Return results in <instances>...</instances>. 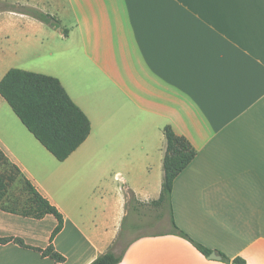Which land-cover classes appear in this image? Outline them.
<instances>
[{
	"label": "crops",
	"instance_id": "1",
	"mask_svg": "<svg viewBox=\"0 0 264 264\" xmlns=\"http://www.w3.org/2000/svg\"><path fill=\"white\" fill-rule=\"evenodd\" d=\"M0 82L11 69L58 79L91 124L58 161L0 95V149L63 216L0 205V264H91L123 233L119 264H264V0H0ZM34 8L61 28L19 12ZM196 157L158 201L164 129ZM28 195V197H27ZM180 230L220 260L201 254ZM167 231H158L162 224ZM221 253V254H220Z\"/></svg>",
	"mask_w": 264,
	"mask_h": 264
},
{
	"label": "trees",
	"instance_id": "2",
	"mask_svg": "<svg viewBox=\"0 0 264 264\" xmlns=\"http://www.w3.org/2000/svg\"><path fill=\"white\" fill-rule=\"evenodd\" d=\"M29 15L52 28H61L60 22L53 16L34 8L19 11ZM0 95L10 105L26 128L60 162L67 160L84 142L91 132V124L82 110L71 100L60 81L54 77L21 69L9 70L0 82ZM166 151L163 161V185L161 197L153 204L171 202L175 179L196 157V151L183 137L177 136L170 127L164 129ZM5 168V170H3ZM6 168L20 171L12 165L0 149V205L8 192L9 184L14 180ZM31 209L24 212L35 218L53 215L58 225L52 234L50 245L46 249H36L43 257H49L56 263H64L65 257L54 248V238L64 226L62 214L44 199L29 183ZM172 232L188 240L201 254L209 257L214 251L191 239L178 228L171 217ZM28 247L22 239L0 237V246L9 243ZM117 242L91 264H119L126 250L119 256L114 253ZM221 254V253H220ZM223 260L233 264H245L239 258L234 260L221 254Z\"/></svg>",
	"mask_w": 264,
	"mask_h": 264
},
{
	"label": "rangeland",
	"instance_id": "3",
	"mask_svg": "<svg viewBox=\"0 0 264 264\" xmlns=\"http://www.w3.org/2000/svg\"><path fill=\"white\" fill-rule=\"evenodd\" d=\"M12 8L13 10H18L15 7L8 5L6 2L0 3V12H4ZM23 9L24 8H19V11H22ZM3 170H5V168H3ZM6 170L8 171L9 174L11 173L12 176L14 177V180L9 184L8 187L12 195H16L17 198H19V196H23V195L25 196L28 193L27 184L25 183L24 179L21 177L20 173L16 172L14 169L6 168ZM18 201L19 203H17L16 206L19 207L21 206L24 212L30 211L31 203L28 199L23 198V199H19ZM169 229H170L169 223L162 224L158 227V231H162V232L167 231ZM138 236H142V234L123 233L114 248V253L119 256L121 253H123L126 250L128 244Z\"/></svg>",
	"mask_w": 264,
	"mask_h": 264
},
{
	"label": "water",
	"instance_id": "4",
	"mask_svg": "<svg viewBox=\"0 0 264 264\" xmlns=\"http://www.w3.org/2000/svg\"><path fill=\"white\" fill-rule=\"evenodd\" d=\"M210 259H216V260H220L221 257L216 255L215 253H212L210 256H209Z\"/></svg>",
	"mask_w": 264,
	"mask_h": 264
}]
</instances>
